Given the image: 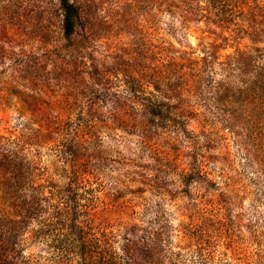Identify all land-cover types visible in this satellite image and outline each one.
<instances>
[{
  "label": "rangeland",
  "instance_id": "1",
  "mask_svg": "<svg viewBox=\"0 0 264 264\" xmlns=\"http://www.w3.org/2000/svg\"><path fill=\"white\" fill-rule=\"evenodd\" d=\"M73 1L80 21L70 39L62 35L57 0H8L0 15V152L18 151L29 161L27 180L40 185L42 196L52 188L75 197L82 235L97 237L120 261L122 246L138 248L157 215L173 230L164 235L173 255L165 253L160 264H201L183 248L177 226L202 218L213 228L220 217L239 256L221 255L218 242L207 264H264V176L255 138L240 131L234 109L214 108L213 89L225 73L195 69L196 95L180 90L176 97L189 106L177 126L158 128L138 107L150 90L154 48H197L213 36L201 23L183 33L168 15L152 18L153 0ZM216 44L218 61L234 51ZM256 56L264 66V55ZM230 77V90L244 87L246 74ZM85 117L94 129L76 130ZM182 125L185 131L175 129ZM69 185L76 187L65 191ZM45 206L41 200L35 222L22 232L18 261L76 264L59 251L63 222L55 214L47 220Z\"/></svg>",
  "mask_w": 264,
  "mask_h": 264
},
{
  "label": "trees",
  "instance_id": "2",
  "mask_svg": "<svg viewBox=\"0 0 264 264\" xmlns=\"http://www.w3.org/2000/svg\"><path fill=\"white\" fill-rule=\"evenodd\" d=\"M0 1V15L3 16L11 2ZM57 3L62 35L65 39H70L80 21V9L73 0H57ZM152 7V18L161 13L168 15L178 23V30L183 33L201 23V28L213 38L211 43H201L197 48L184 45L183 49H176L172 43H168L165 47L152 50L147 70L150 79L147 85L150 90L143 103L138 104L142 114L158 128L177 126L173 124H179V120L188 115L184 108L189 107L179 97L176 98L179 91L196 95L195 69L199 66V71L202 65L207 66L210 71L213 66H218L219 72L225 74L213 89L214 108L222 111L228 107L237 112L234 121L239 118L237 122L241 126L240 131L245 133L247 139L255 138L254 152L264 176V66L255 59L256 54L264 55V0H153ZM210 23L222 28L226 36L219 37L213 30L210 31ZM216 41L222 42L220 49L230 45L234 48L231 55H223L222 61L217 60V51L220 50ZM240 45L242 49L239 48ZM206 60H211L208 65ZM256 62L261 64L257 66ZM234 72L246 74L245 81L237 78L239 82L244 81L245 85L243 88L230 90V75ZM142 75L137 73L139 79ZM78 120L76 130L91 131L95 127V123H90L87 117ZM182 127L183 125L175 129L181 130ZM19 154L18 151L10 154L0 152V264H20L15 248L20 246L22 232L28 224L35 222L34 211L39 209L41 200L46 202L44 211L48 216L47 220L54 216L51 214H55L63 222L60 228L62 244L58 249L63 254H72L76 264H160L165 253L173 255L166 248L164 239V235L171 229L161 216L155 215L151 228L145 231L146 236L141 245L135 248L131 244H124L121 248L124 259L118 260L105 246H99L97 237L82 235L81 228L74 221L75 211L79 207L74 204L77 202L75 197L62 194L63 190L59 197V192H54L52 188H48V197L42 196L40 185L27 180L32 172L30 164ZM75 187L69 185V189L65 191L74 190ZM25 190L30 195L27 199L24 198ZM222 194L221 197L224 196ZM216 204L214 212L219 215L222 211L220 201ZM197 219L191 220L185 227L177 226L180 229L179 239L183 248H187L189 256L201 264H207L212 259L213 245L220 242L223 249L221 255L229 253L237 260V244L232 240L233 235L223 228L221 217L212 221L213 228L203 225L202 218ZM67 232L70 234L67 235ZM261 233L259 235L263 237L264 228Z\"/></svg>",
  "mask_w": 264,
  "mask_h": 264
}]
</instances>
